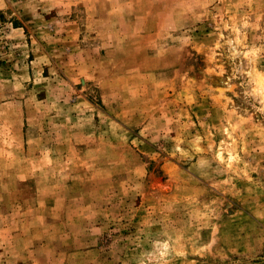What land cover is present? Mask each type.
Here are the masks:
<instances>
[{"label":"rangeland","instance_id":"rangeland-1","mask_svg":"<svg viewBox=\"0 0 264 264\" xmlns=\"http://www.w3.org/2000/svg\"><path fill=\"white\" fill-rule=\"evenodd\" d=\"M0 264H264V0H0Z\"/></svg>","mask_w":264,"mask_h":264}]
</instances>
